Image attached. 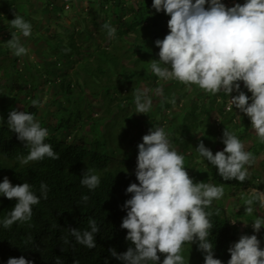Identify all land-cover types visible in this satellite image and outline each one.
<instances>
[{
  "label": "trees",
  "instance_id": "1",
  "mask_svg": "<svg viewBox=\"0 0 264 264\" xmlns=\"http://www.w3.org/2000/svg\"><path fill=\"white\" fill-rule=\"evenodd\" d=\"M228 1L231 0H223L231 7ZM152 4L153 0H89L84 7L77 0H0V45L5 46L4 54L11 51L5 42L15 31L9 21L19 14L32 24V34L24 46L28 49L30 42L29 54H36L40 60L30 61L28 53L22 56L27 59L22 72L17 70L22 57L13 56L12 63L0 66V80H3L0 157L16 161L10 169L0 163V182L3 173L9 171L13 185L29 183L37 196L41 195V182L48 186L47 199L41 197L40 203L33 206L31 226L17 223L5 229L0 225V264H7L10 257L21 256L33 264H56L57 257L63 264H74V260L79 264H122L108 250L114 248L124 253L131 246L126 240L127 230L121 228L126 216L123 205L130 198L126 189L138 183L135 175L138 148L135 153H128L133 144L128 140L131 131L140 132L137 141L142 143L143 128L149 131L153 126L163 127L170 141L181 147L190 176V166L197 154L187 155V152L198 147L199 131L208 140L207 148L214 150L217 146L224 148L221 141L225 127L238 137H252L248 134L251 120L234 106L227 109L230 97L226 93L212 94L196 85L159 80L151 72L148 62L159 59L155 41L168 34L170 19L165 13H157ZM104 23L116 28L114 38L108 37L102 28ZM53 24L54 30L48 32L46 29ZM145 84H154L152 92L153 88H162L163 96L150 93L152 109L147 121H142L136 119L133 93ZM46 91L50 94L48 105L55 109V122L49 128L44 120L40 124L49 130L45 142L52 145L59 159L45 157L21 165L16 157L26 156L28 149L17 134L9 131V112L17 109L16 103H22L25 111L37 117L39 107L33 106V101L41 105V94ZM241 91L251 96L242 82ZM171 99H175V104L168 102ZM213 113L221 119L218 133L211 130ZM159 116L162 121L157 120ZM69 138L73 141L69 142ZM251 140L253 154L264 150L258 137ZM206 164L216 185L245 188L252 184L249 179L243 183L224 181L214 166L207 161ZM87 168L95 169L101 178L95 190L81 184ZM84 195L89 197L87 203L81 200ZM15 203L0 197V219ZM216 209L220 214L211 218L213 228L209 239L215 247L214 258L227 264L231 258L228 249L237 240L236 228L222 207L213 203L209 210ZM89 217L100 228L95 249L76 244L66 230L87 228ZM61 236H68L70 243L64 244ZM188 246L195 247L191 250L195 256L192 254L190 259L198 262L193 264H205L198 244L184 245ZM159 255L162 264L163 254Z\"/></svg>",
  "mask_w": 264,
  "mask_h": 264
},
{
  "label": "clouds",
  "instance_id": "2",
  "mask_svg": "<svg viewBox=\"0 0 264 264\" xmlns=\"http://www.w3.org/2000/svg\"><path fill=\"white\" fill-rule=\"evenodd\" d=\"M152 8L157 13L170 17L167 22L168 34L157 39L159 59L150 62L151 72L159 80H176L185 85H196L201 90L230 97L228 110L234 106L251 120L259 142L264 144V0H245L227 6L223 0H153ZM10 22L14 32L5 43L17 57L27 55L28 49L21 37L32 34L31 22L19 14ZM102 28L109 38H114L116 28L104 23ZM241 82L249 97L241 91ZM149 88L136 89L133 93L136 112L147 114L153 105ZM236 92L237 95H232ZM155 94L163 96V89L155 88ZM175 104V99L168 101ZM33 106H40L33 101ZM3 121V117L0 116ZM10 132L28 149V154L17 155L21 165L43 160L45 157L59 159L52 145L46 143L49 130L42 127L35 114L12 109L7 119ZM138 144V183L126 189L130 198L125 201L121 228L127 230L126 240L130 245L126 252L118 253L109 249L111 256L122 264H186L182 254L185 244H198L204 254L205 264H223L215 257L214 246L209 237L213 228L212 216L219 215L209 209L214 201L225 194L224 185L197 182L190 177L184 166L185 156L177 151L163 127H152ZM224 148L213 151L201 140L196 147L199 157L204 158L217 169L224 181L245 182L249 178V168L257 157L246 150L245 143L225 127L222 141ZM210 179V178H209ZM101 182L95 169L87 168L82 174L81 184L95 190ZM37 196L29 183L13 185L9 178L0 182V197L15 200L14 207L0 219V225L10 229L14 224L28 223L33 216V206L47 199L48 186L40 184ZM87 203L89 197H81ZM264 209V192L250 189L244 199L245 215L251 216L254 205ZM233 225L237 222L232 221ZM245 226L248 224L243 223ZM255 233L264 228V215H257L251 222ZM67 233L76 244L88 249L97 247L96 236L100 228L96 220L89 217L87 228H67ZM243 234L233 243L228 252L227 264H264V249L258 235ZM69 244L68 236L60 238ZM75 247V245H73ZM63 251V249H62ZM159 253V254H158ZM7 264H33L21 256L10 257ZM56 264H63L57 257ZM74 264H79L74 260Z\"/></svg>",
  "mask_w": 264,
  "mask_h": 264
},
{
  "label": "rangeland",
  "instance_id": "3",
  "mask_svg": "<svg viewBox=\"0 0 264 264\" xmlns=\"http://www.w3.org/2000/svg\"><path fill=\"white\" fill-rule=\"evenodd\" d=\"M77 1L79 2V4L81 3L84 7H87L88 2H89V0H77ZM237 2L240 4H243V3H245V0H238V1L237 0H231L230 2L228 1V3L232 6ZM67 11H70V9ZM69 15L72 16V13L70 12ZM54 28H55V24L51 25L49 27V30L48 29H46V30L48 32H51L52 30H54ZM7 33H9L8 30L6 31V34ZM1 39H2V36H0V41H2ZM24 41H26V38L21 37V42L23 44H24ZM27 45H28V49L32 48V44L30 42ZM4 49H5V46L0 45V66L3 64L12 63L11 59H13V56H15L13 54L12 50L10 51L9 54H4V52H3ZM28 56L30 58V61H32V62L37 63L40 61L39 57L34 53L29 54V52H28ZM26 60H25V57H22V59L20 60V62L17 65V70H19L20 72L25 71L24 69H25ZM1 76H2V72L0 71V77ZM2 83H3V80L2 81L0 80V87H1ZM162 83L167 84L164 82H162ZM151 86L153 87L154 84L153 85L145 84V85H143L142 88L151 89L152 88ZM153 89L154 90L152 93L154 95H156L155 94V88H153ZM41 96H42L41 97L42 103L40 106H38L39 107L38 108L39 114L36 118L40 123L44 120L47 127L49 128V126L53 125L55 122L54 121L55 109L52 106L48 105V102L50 100V97H49L50 94H48V92L44 93V94L42 93ZM21 99H23V98L21 97ZM15 107L21 111H24V105L22 103H16ZM96 107H98V106H96ZM44 111H45V114H44ZM42 114L44 115V118H42ZM147 114H138L137 113L136 119L142 120V121H147V119H146ZM161 119L162 118L159 116V118L157 120L162 121ZM210 120L212 123L211 125H213V126H211V130L215 133H218L219 132V122L221 120L219 115L217 113H213L212 116L210 117ZM238 122H239V120L237 119V123ZM142 131L144 134H146V131L148 133V130H146L144 128ZM200 132L201 131H199L198 136L196 135V137H198L199 143L202 140L203 143L205 144V146L208 147L205 143V141H208L207 138H205L203 135H201ZM139 133L140 132L135 130L133 132L131 131L128 135L129 143H133L130 145V148H129L130 152H128L129 155L135 153V151L138 148V144H140V142L137 141ZM248 134L252 137H249V136L240 137L239 136V138L245 143L246 150L253 152L251 150V148L253 147L254 142L251 139L253 137H257V136H256L253 129L249 130ZM99 139L103 140L102 137H100ZM68 141L72 142L73 139L69 138ZM172 144L174 145V147L177 149L178 152H180V153L182 152L181 147L176 146L174 143H172ZM209 149H211L214 154L217 151L223 150L221 148V146H217V148H215V150L212 149L211 147H209ZM254 153H255L254 155L257 157V161L254 165H252L249 168L250 175L248 178L252 184L248 187H245V188H228V187L224 188L225 189L224 196L221 199L213 202L214 204L222 207L226 211L227 215L230 217V219L232 221L237 222V224H235V225L232 224L236 228V234H237L236 242L239 240V237L243 234H247V235L257 234L254 232V230L251 226V222L253 221V219L257 215H264V209L260 208L258 204L254 205L255 211L251 216L245 215V209H244V199H246L249 196L250 189H258L259 191L264 192V150L262 149L260 152H258V154H256V152H254ZM190 154H194V155L197 154L193 158L194 163L191 162L192 166H190V174H191L190 177H192L194 179V181H197V182L213 183L211 176L208 173L206 160L202 157H199V154L197 153L196 148L187 152V155H190ZM15 162L16 161H14V160H10V159H7L5 157H0V163H2V166L6 169H10L12 166H14ZM3 177H7L10 180L11 175H10L9 171H7L6 173L4 172ZM243 223H245V224L249 223V224H248V226H245ZM257 235H258V239L261 241V248L264 249V228H262ZM186 249H188V251ZM193 249H195L194 246H188V247L183 248L182 254L185 257L186 264H193V263L198 262V261H195V259L194 260L190 259L192 257V254H194V252L191 251ZM194 256H195V254H194ZM162 257L164 259V255Z\"/></svg>",
  "mask_w": 264,
  "mask_h": 264
}]
</instances>
